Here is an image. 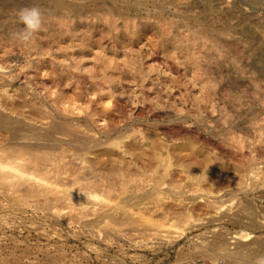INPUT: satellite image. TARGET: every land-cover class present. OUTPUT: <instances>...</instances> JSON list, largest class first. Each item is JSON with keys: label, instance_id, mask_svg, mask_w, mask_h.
Wrapping results in <instances>:
<instances>
[{"label": "rangeland", "instance_id": "1", "mask_svg": "<svg viewBox=\"0 0 264 264\" xmlns=\"http://www.w3.org/2000/svg\"><path fill=\"white\" fill-rule=\"evenodd\" d=\"M34 3L46 20L21 44L16 12ZM0 117L27 132L0 127V155L20 154L25 170L0 179V264L264 254V194L242 186L236 160L200 181L186 158L174 178L153 171L218 137L264 168L247 131L264 123V0H0Z\"/></svg>", "mask_w": 264, "mask_h": 264}, {"label": "bare ground", "instance_id": "2", "mask_svg": "<svg viewBox=\"0 0 264 264\" xmlns=\"http://www.w3.org/2000/svg\"><path fill=\"white\" fill-rule=\"evenodd\" d=\"M56 5L62 4V0H54ZM202 106H199L201 108ZM221 118H225L223 114H220ZM0 127H9L11 129V135L13 138H23V136H27V132H20L18 129L19 125L14 123L13 121H5L4 118L0 117ZM52 127H57L55 124ZM144 128V127H143ZM53 129V128H52ZM144 129H153V127H145ZM250 134L254 136H258L264 142V123L260 125H255L254 122H251L249 129L247 130ZM238 137L248 138V136H244L241 133L237 134ZM201 149H195L190 151L179 150L177 152H169L165 156H160L156 158V162L154 164L156 172L157 167L164 166L165 172L164 176H169L170 178L175 177V170L179 167V158H186L189 160L188 164L185 166L184 171L187 176H191L194 179L200 181L202 177L208 172L209 168L212 165H218L222 157L228 156L229 159H234L237 161L238 166L241 168V173L239 178L241 179V184L246 186V182L250 180V185L253 189L260 188L259 192L264 194V168L260 169L255 167L257 164V158H247L241 160L243 147L241 146V150L232 151L229 147H225V144H228L224 137H218L213 140L216 144L215 146L211 143L210 139L198 140ZM256 155H259L256 149ZM5 155V153H2ZM207 157L210 159L208 160ZM213 158V159H212ZM21 156L20 154L15 155L13 157L10 156H2L0 155V179L3 180L7 177H11L16 175L22 179L25 170H23V163L20 162ZM264 166V164H263ZM220 170V169H216ZM254 174V178L252 176ZM226 182V181H225ZM224 182V183H225ZM263 188V189H261ZM246 205L245 209H252L254 207V201L252 199L245 198ZM242 236H245L242 234ZM241 246L238 247L236 253L233 254V258L238 257V252Z\"/></svg>", "mask_w": 264, "mask_h": 264}, {"label": "clouds", "instance_id": "3", "mask_svg": "<svg viewBox=\"0 0 264 264\" xmlns=\"http://www.w3.org/2000/svg\"><path fill=\"white\" fill-rule=\"evenodd\" d=\"M16 19L19 25L18 30L12 32L17 42L23 44L29 42L35 33L44 26L46 16L41 8L35 3L31 7H21L16 12ZM251 264H264V254H260L251 260Z\"/></svg>", "mask_w": 264, "mask_h": 264}]
</instances>
